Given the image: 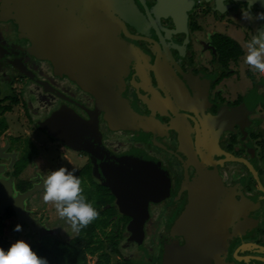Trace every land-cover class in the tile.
<instances>
[{"label": "flooded vegetation", "instance_id": "af4514ba", "mask_svg": "<svg viewBox=\"0 0 264 264\" xmlns=\"http://www.w3.org/2000/svg\"><path fill=\"white\" fill-rule=\"evenodd\" d=\"M132 1L137 18L122 15L114 3L102 0L79 3L72 13L83 32L95 34L101 28L130 46L122 44L117 63L123 94L138 114L126 116L127 127L112 128L91 92L67 75L54 73L50 61L34 56L29 41L3 13L0 0V154L8 153L7 159L0 158V178L9 180L15 196L33 184L43 185V179L60 167L38 154L30 159L23 152V133L5 122L10 117L19 128L25 121L37 130L38 120L65 106L92 123L100 143L114 156H143L160 167L167 182L161 197L146 204L139 240L126 226L131 216L118 210L109 191L104 203L93 200L98 218L107 209L113 222V227L105 226H110L107 255L114 256L113 264H162L168 245L184 243L182 233L171 226L188 202V185L205 171L216 174L226 193L219 198H227L235 210L231 216L217 211L221 218L216 220V241L203 264H264V74L244 63V46L264 33V21L256 18L264 10L256 0L252 19L244 20L247 0ZM23 69L39 82L28 80ZM248 95L254 102L234 114ZM38 131L50 144L59 143V149L76 152L78 164L69 172L83 174L89 166V176L100 185L90 173L93 164L84 150H71ZM10 153H15L11 164ZM43 195L42 187L22 200L24 210L36 220L33 227L17 222L11 206H2L0 247L7 250L6 231L16 233L17 224L26 229L18 231L20 238L33 240L34 251L45 247L44 236L52 241L58 236Z\"/></svg>", "mask_w": 264, "mask_h": 264}, {"label": "water", "instance_id": "95a60500", "mask_svg": "<svg viewBox=\"0 0 264 264\" xmlns=\"http://www.w3.org/2000/svg\"><path fill=\"white\" fill-rule=\"evenodd\" d=\"M91 1L99 0H2L1 6L3 13L16 23L22 39L29 41L34 56L50 61L54 73L67 75L91 92L98 106L106 112L107 116H104L110 127H127L129 121L126 116H136L138 111L121 89L122 73L117 57L125 43L115 34L100 32L101 28L95 34L83 32L78 29L77 18L72 14L79 9V3L89 4ZM102 1L114 3L124 16L137 18L139 14L132 0ZM262 1L258 0L257 3L264 10ZM65 7L68 12L64 10ZM23 73L28 80L39 82L30 71L23 69ZM254 100L253 96L248 95L234 109V114L246 110ZM35 125L71 150H84L87 153L93 164L90 166L91 175L108 189L118 210L131 216L126 226L133 232V239L139 240L147 202L159 199L167 186L160 167L152 166L154 163L151 160L136 154L114 156L102 146L99 133L94 131L92 123L65 106L38 120ZM14 156L15 153L9 154L10 164ZM0 158L7 159L8 153L0 154ZM10 164L8 168H11ZM6 181L9 180L0 178V211L3 205H9L17 216V222L23 221L33 227L36 220L24 210L22 200L41 190L42 182L12 196ZM222 193H225L223 187L213 172L199 173V177L188 185V202L171 226L173 232L182 233L184 243L181 246L168 245L162 264H203V259L213 250L211 244L216 241L215 227L221 218L217 211L231 216L235 210L231 201L219 198ZM219 201L220 207L217 209Z\"/></svg>", "mask_w": 264, "mask_h": 264}, {"label": "clouds", "instance_id": "9594fccd", "mask_svg": "<svg viewBox=\"0 0 264 264\" xmlns=\"http://www.w3.org/2000/svg\"><path fill=\"white\" fill-rule=\"evenodd\" d=\"M247 3L249 10L242 11V18L251 20V8L256 0H247ZM256 18L264 21V12L257 13ZM244 47V63L254 73L258 71L264 74V33L253 36ZM81 183L77 176L63 166L52 170L43 179L44 203L53 204L58 216L66 220L77 234L99 216V212L83 195ZM14 230L22 231V226L17 224ZM0 264H48V261L39 257L28 242L18 239L7 250L0 247Z\"/></svg>", "mask_w": 264, "mask_h": 264}, {"label": "rangeland", "instance_id": "374dc122", "mask_svg": "<svg viewBox=\"0 0 264 264\" xmlns=\"http://www.w3.org/2000/svg\"><path fill=\"white\" fill-rule=\"evenodd\" d=\"M12 118L8 117L6 119V124L9 127H14V129L16 130V128H18V130L20 132H22V136L24 138V144L23 146V152H25V154L31 155L30 159L32 158L33 154H38L41 157L45 156L46 158V162L48 163H53L55 161L59 162L60 167L63 166L65 168L68 169V171L70 169H73L75 166V164H78V157L76 155V152L73 151H67L64 149H59V143H54L53 145L49 143V139H47V137L45 135H43L41 133V131H38V129L36 130V128H29V126L25 123L24 119H22V126L19 128L18 127V123H13ZM26 128H29V131L27 132V137L24 136V132L26 131ZM33 129V130H32ZM65 156H67L70 160V162L67 161V157L65 158ZM26 157V156H25ZM53 161V162H52ZM73 165V166H72ZM78 173L74 174L75 176H77L80 180H81V187L83 189V195H86V197L88 199H90V203L93 202V200H95L97 198V195L99 194L100 191V186L95 184V180L89 176V167L86 168V170L83 172V174ZM105 198L106 199H110V197L108 195L105 194ZM49 208L51 210V216H52V220L51 223H53V225L56 227V234L58 235L56 238H61L63 240H69L70 239V235L72 229L71 226L69 228H61V232L60 233V229H58L59 227L62 226H66L69 225L66 220L61 219L53 204L49 203ZM96 209V208H95ZM107 209H105V211L103 210V217H105V222L106 224H110L111 227H113V222L111 223V219L108 218L109 213H107ZM97 219H102V218H97ZM98 227L101 226H97L95 227L96 230H94V235L92 237V239L95 241L93 243L96 242H100V249L98 251H96L94 254L90 255V254H86V261L87 264H95V261L98 260L100 262L99 258V253L100 252H105L106 254H108L110 251V242L107 239V237L109 236V230H110V226L105 227L104 229H100ZM23 232L26 233V229L23 227ZM67 232V233H66ZM75 233V232H73ZM29 238H31V235L26 234ZM19 236V237H18ZM5 238H7V247H9L11 245V243H13L14 241L21 239L20 238V234H18V231H16V233H12L11 230H7L6 234H5ZM69 238V239H67ZM55 239V238H54ZM42 243L45 247L51 246V242L52 241V237L51 236H44V238L42 239ZM26 242H28L32 249H33V240L30 239H26ZM34 251V249H33ZM109 259L107 264H113L114 263V256L112 254L108 255ZM102 263V262H100Z\"/></svg>", "mask_w": 264, "mask_h": 264}, {"label": "trees", "instance_id": "16d2710c", "mask_svg": "<svg viewBox=\"0 0 264 264\" xmlns=\"http://www.w3.org/2000/svg\"><path fill=\"white\" fill-rule=\"evenodd\" d=\"M78 173L74 172L73 174L78 175ZM105 194L109 196L108 189L100 186V191L96 198L98 205L100 202H105ZM98 205L95 206L96 209ZM105 220V217L95 219L86 228L81 229L78 234L75 233L69 240L65 241L55 238L51 246L39 248L35 252L39 257L46 259L48 264H87L86 254L92 255L100 249V242L93 243L95 241L92 239L94 230L96 229L95 227H105L107 225ZM6 248L8 249L7 246ZM98 255V259L102 263L96 260L95 264H107L109 259L108 255L105 252H100Z\"/></svg>", "mask_w": 264, "mask_h": 264}, {"label": "crops", "instance_id": "0c3cea01", "mask_svg": "<svg viewBox=\"0 0 264 264\" xmlns=\"http://www.w3.org/2000/svg\"><path fill=\"white\" fill-rule=\"evenodd\" d=\"M40 162V161H39ZM49 204V203H48ZM70 227V225H66V226H62V227H59L58 229H60V233H62L61 232V228H69ZM65 230V229H64ZM67 233V232H66ZM75 235V233H73V232H71V235H70V238H72L73 236ZM61 239V238H60ZM67 239H69V238H67Z\"/></svg>", "mask_w": 264, "mask_h": 264}]
</instances>
